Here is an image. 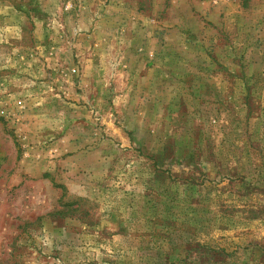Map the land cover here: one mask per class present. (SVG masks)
<instances>
[{
	"label": "rangeland",
	"instance_id": "obj_1",
	"mask_svg": "<svg viewBox=\"0 0 264 264\" xmlns=\"http://www.w3.org/2000/svg\"><path fill=\"white\" fill-rule=\"evenodd\" d=\"M0 264H264V0H0Z\"/></svg>",
	"mask_w": 264,
	"mask_h": 264
}]
</instances>
